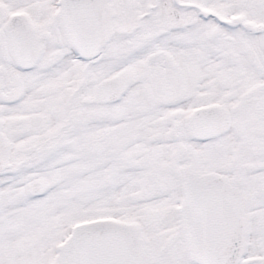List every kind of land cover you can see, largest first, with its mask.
Listing matches in <instances>:
<instances>
[{
    "label": "snow or ice",
    "instance_id": "obj_1",
    "mask_svg": "<svg viewBox=\"0 0 264 264\" xmlns=\"http://www.w3.org/2000/svg\"><path fill=\"white\" fill-rule=\"evenodd\" d=\"M0 264H264V0H0Z\"/></svg>",
    "mask_w": 264,
    "mask_h": 264
}]
</instances>
